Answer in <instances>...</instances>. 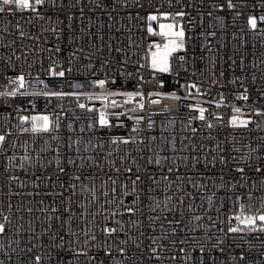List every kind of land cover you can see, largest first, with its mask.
Returning <instances> with one entry per match:
<instances>
[{
	"label": "built area",
	"instance_id": "2783aa9c",
	"mask_svg": "<svg viewBox=\"0 0 264 264\" xmlns=\"http://www.w3.org/2000/svg\"><path fill=\"white\" fill-rule=\"evenodd\" d=\"M30 2L0 0V264H264L234 218L264 213V0ZM149 24L184 31L167 72Z\"/></svg>",
	"mask_w": 264,
	"mask_h": 264
},
{
	"label": "snow or ice",
	"instance_id": "6c2138e0",
	"mask_svg": "<svg viewBox=\"0 0 264 264\" xmlns=\"http://www.w3.org/2000/svg\"><path fill=\"white\" fill-rule=\"evenodd\" d=\"M3 5H10L14 4L17 9H28V8H33L35 10L33 4L30 2V0H2ZM44 3V0H35L36 5H42ZM229 7H234V5L231 3V0H229ZM0 11H3V8H0ZM178 16H183L184 13L179 12L177 13ZM167 18V17H165ZM157 19V16L155 15H149L148 20L149 21H155ZM259 19L261 21H264V15L260 16ZM248 23L252 29H255L257 27V18L255 16H250L248 18ZM161 31L159 33H155L153 31V28L151 24L148 26V32L150 35H156L159 34L166 39V43L163 46V49L161 50V47L159 44L155 45L156 51L152 53L151 59H152V67L153 68H159L160 71H167L168 70V57L175 52L177 49L183 47V37H184V31L181 29L180 31H174L173 29L175 28V25L173 24H161L160 26ZM59 75L63 76V72L58 73ZM19 85L20 87H23L24 84V78L21 76L19 77ZM105 84V81L100 80L98 81V86L103 87ZM192 87H196L195 85H192ZM15 93H9V95H14ZM52 95H62V94H57L53 93ZM107 95H115V93H108ZM126 95L131 98L133 94L127 93ZM136 95H140L137 93ZM105 99L107 97H104ZM243 99L247 100L248 97L247 95H244L242 97ZM155 102V101H154ZM81 108H84L85 105L81 104ZM141 108H143V105H140ZM92 109H89L91 111ZM199 112L198 119L204 120L205 115L204 112L205 110L203 108L197 109ZM241 109L240 108H235L236 113H240ZM21 122H27L29 119L31 120V128L30 129H25V131H31L32 133H47L51 131L52 129V121L50 120V117L48 115H35L32 116L31 118L29 117H21ZM238 122V117L233 116V118L230 121V124L232 126H236ZM99 123L101 125H107L108 120L106 119L105 113L101 112L100 113V118H99ZM241 125L246 124V121H239ZM58 127V122L57 125ZM151 126V125H150ZM211 127V125H209ZM5 140L4 136H0V143H2ZM127 143V141H124ZM259 170V169H258ZM63 171V169H61ZM128 171H131V169H128ZM242 171V169H240ZM139 179V177H137ZM129 212L132 211V209H128ZM241 225H244L245 227H251L256 224L257 221L261 222L262 225H264V213L259 214L258 216H245L243 212H241L240 215H237L234 217ZM5 230L4 225L0 224V233H3ZM243 229L239 227H230L228 229L229 232H238L242 231ZM261 231H264V227L260 228ZM105 231L108 232L109 234L114 233L116 231L115 228H105ZM123 251V249H121ZM84 253H77V255H83ZM37 264H39L40 257H36Z\"/></svg>",
	"mask_w": 264,
	"mask_h": 264
},
{
	"label": "rangeland",
	"instance_id": "374dc122",
	"mask_svg": "<svg viewBox=\"0 0 264 264\" xmlns=\"http://www.w3.org/2000/svg\"><path fill=\"white\" fill-rule=\"evenodd\" d=\"M165 25H167V24H165ZM174 31H177L175 28L173 29ZM167 42V41H166ZM163 49V47L161 48V50ZM179 49H177L175 52H177ZM175 52H173V53H175ZM172 53V54H173ZM171 56V55H170ZM170 56L168 57V70L167 71H169V69H170ZM150 63H151V67H152V59H150ZM152 69H154V70H156V71H159V72H167V71H160L159 70V68L157 67V68H153L152 67Z\"/></svg>",
	"mask_w": 264,
	"mask_h": 264
}]
</instances>
